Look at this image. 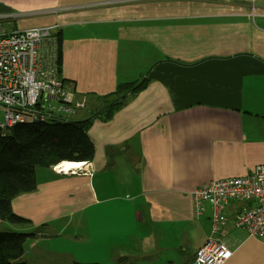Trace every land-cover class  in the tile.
Here are the masks:
<instances>
[{"label": "crops", "instance_id": "obj_1", "mask_svg": "<svg viewBox=\"0 0 264 264\" xmlns=\"http://www.w3.org/2000/svg\"><path fill=\"white\" fill-rule=\"evenodd\" d=\"M0 24L51 26L42 52L56 58L59 38L64 98L79 104L67 120L146 79L93 119L91 161L38 167L35 189L12 199L30 223L10 229L34 234L37 262L70 264L92 242L95 254L114 250L111 264H186L212 238L231 252L223 264H264V237L232 224L244 202L229 201L213 233L211 206L196 213L190 198L264 165V0H0Z\"/></svg>", "mask_w": 264, "mask_h": 264}, {"label": "built area", "instance_id": "obj_2", "mask_svg": "<svg viewBox=\"0 0 264 264\" xmlns=\"http://www.w3.org/2000/svg\"><path fill=\"white\" fill-rule=\"evenodd\" d=\"M51 32V26L6 29L0 24V129L36 119H67L79 106L64 98V80L58 75L55 50L49 55L42 52ZM58 165L53 169L65 172ZM190 198L196 213L203 203L211 206L213 233L225 224L222 213L227 203L244 202L246 206L233 218V226L245 229L248 236L264 237V165L242 177L197 186ZM230 255L223 244L207 238L186 264H223Z\"/></svg>", "mask_w": 264, "mask_h": 264}, {"label": "trees", "instance_id": "obj_3", "mask_svg": "<svg viewBox=\"0 0 264 264\" xmlns=\"http://www.w3.org/2000/svg\"><path fill=\"white\" fill-rule=\"evenodd\" d=\"M56 67L60 63V40L56 39ZM146 79L120 82L113 92L100 98L102 106L81 120L36 119L0 129V222L26 225L25 219L11 209L12 199L33 191L36 168H50L61 162H88L94 146L87 135L93 119L112 117L129 95L139 92ZM34 234L25 231H0V264H43L21 260L24 243ZM70 264H96L72 261Z\"/></svg>", "mask_w": 264, "mask_h": 264}, {"label": "rangeland", "instance_id": "obj_4", "mask_svg": "<svg viewBox=\"0 0 264 264\" xmlns=\"http://www.w3.org/2000/svg\"><path fill=\"white\" fill-rule=\"evenodd\" d=\"M89 223H91V219L88 222V224ZM10 226L11 225L9 223L2 221V222H0V231H10ZM89 226H90V224H89ZM70 227L67 230L70 229L69 232L75 234L76 232L71 231L72 227L71 228ZM11 228H13V227H11ZM11 230L20 231L17 229H11ZM58 242L63 243L62 240L58 241ZM92 245H93L92 242H90V243L87 242V243L78 245L80 250H78V249L76 250L77 260H75V261L82 262V263L83 262L95 263L98 260L100 262V264H111L110 262H113L110 260V255H112L114 250L101 251V252L95 254V252H93ZM38 252H39V249H36V248L32 249L29 246V241L26 240V242L24 243V254H23L21 260H25V261L32 262V263H39V262H37L38 258L35 257L38 254ZM115 261L118 264H135V261L131 262V263L125 262V260L122 259V256H118Z\"/></svg>", "mask_w": 264, "mask_h": 264}, {"label": "bare ground", "instance_id": "obj_5", "mask_svg": "<svg viewBox=\"0 0 264 264\" xmlns=\"http://www.w3.org/2000/svg\"><path fill=\"white\" fill-rule=\"evenodd\" d=\"M80 163L78 162H61L58 166V168H61V170H67L68 167H76V166H79Z\"/></svg>", "mask_w": 264, "mask_h": 264}]
</instances>
